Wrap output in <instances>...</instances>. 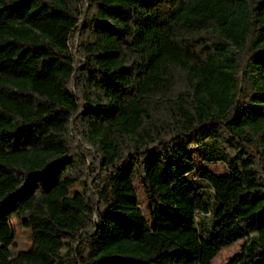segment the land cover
Wrapping results in <instances>:
<instances>
[{"label": "trees", "instance_id": "obj_1", "mask_svg": "<svg viewBox=\"0 0 264 264\" xmlns=\"http://www.w3.org/2000/svg\"><path fill=\"white\" fill-rule=\"evenodd\" d=\"M242 239L228 264H264V0H0V264H211Z\"/></svg>", "mask_w": 264, "mask_h": 264}, {"label": "rangeland", "instance_id": "obj_2", "mask_svg": "<svg viewBox=\"0 0 264 264\" xmlns=\"http://www.w3.org/2000/svg\"><path fill=\"white\" fill-rule=\"evenodd\" d=\"M204 169L210 170L212 172L223 174L226 173V167L224 164L212 163V164H200ZM194 179H196V175H191ZM83 191V184L81 182L75 183L70 188V195L78 192L81 193ZM138 195L140 198V207L144 213V215L149 218L150 216V207L149 204L143 194L142 189L137 187ZM11 226L14 233L13 244L9 246V250L11 255H16L21 250H27L31 247L33 241L32 230L30 228L23 226V219L20 217H15L11 220ZM246 239L239 240L235 242L233 245L223 248L220 250L218 255L212 260L211 264H228L231 258L238 252L241 251L242 246L245 244ZM65 248L62 249L61 253H64Z\"/></svg>", "mask_w": 264, "mask_h": 264}]
</instances>
